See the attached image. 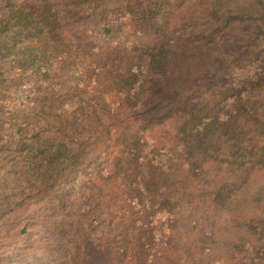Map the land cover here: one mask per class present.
Returning a JSON list of instances; mask_svg holds the SVG:
<instances>
[{"label": "trees", "instance_id": "obj_1", "mask_svg": "<svg viewBox=\"0 0 264 264\" xmlns=\"http://www.w3.org/2000/svg\"><path fill=\"white\" fill-rule=\"evenodd\" d=\"M1 122L0 264H264V0H0Z\"/></svg>", "mask_w": 264, "mask_h": 264}, {"label": "rangeland", "instance_id": "obj_2", "mask_svg": "<svg viewBox=\"0 0 264 264\" xmlns=\"http://www.w3.org/2000/svg\"><path fill=\"white\" fill-rule=\"evenodd\" d=\"M54 109L51 108H42V107H38L37 111L35 112L36 116L33 117V120L29 123V121L24 120L22 117H17L14 118V120L11 123H7L6 125V130H10L12 134H10L12 138H14L15 142H18L20 140H23L26 142V145L30 144L32 142L33 139H28V135H25V133L23 132L24 126H29L30 129H32V131H34V135H39V137H44L46 135H52V136H56L55 133V129L53 126L48 125V123L50 124H56L55 123V113L53 112ZM33 113V112H31ZM30 113V114H31ZM1 126L6 124L1 122L0 123ZM7 133V132H6ZM2 136L4 134L1 133ZM12 145H14L11 142ZM16 144V143H15ZM24 151V150H23ZM25 156V155H24ZM13 164H15L17 162V158L14 159L12 158V160H10ZM30 162L29 159L26 161V163ZM0 190H3L2 188H0ZM12 227V226H11ZM13 228V227H12ZM42 230V229H41ZM13 234V230L9 231L7 233V240L8 238ZM41 233H39L40 236ZM16 235V234H15ZM44 237V234H43ZM20 242L22 243V245L25 248H31L30 250H32L33 248H35V242H34V236H24L20 239ZM44 240H43V246H44ZM47 261L49 260L46 259ZM45 260V261H46ZM43 264H47V263H43Z\"/></svg>", "mask_w": 264, "mask_h": 264}]
</instances>
